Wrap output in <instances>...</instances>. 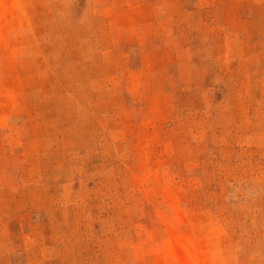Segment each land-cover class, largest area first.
I'll list each match as a JSON object with an SVG mask.
<instances>
[{"label": "rangeland", "instance_id": "1", "mask_svg": "<svg viewBox=\"0 0 264 264\" xmlns=\"http://www.w3.org/2000/svg\"><path fill=\"white\" fill-rule=\"evenodd\" d=\"M0 264H264V0H0Z\"/></svg>", "mask_w": 264, "mask_h": 264}]
</instances>
